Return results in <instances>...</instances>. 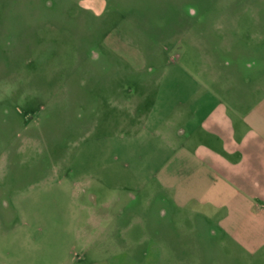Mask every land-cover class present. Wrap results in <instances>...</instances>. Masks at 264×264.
<instances>
[{"label":"rangeland","instance_id":"1","mask_svg":"<svg viewBox=\"0 0 264 264\" xmlns=\"http://www.w3.org/2000/svg\"><path fill=\"white\" fill-rule=\"evenodd\" d=\"M259 80L264 0H0V264H264L160 181L163 116Z\"/></svg>","mask_w":264,"mask_h":264},{"label":"crops","instance_id":"2","mask_svg":"<svg viewBox=\"0 0 264 264\" xmlns=\"http://www.w3.org/2000/svg\"><path fill=\"white\" fill-rule=\"evenodd\" d=\"M215 84L221 92L195 100L201 104L194 111L176 113L173 107L161 120L179 125L177 132L163 136L177 153L161 174L169 198L164 195L162 204L172 206V213L197 214V231L217 229L226 237V243L211 240V246L233 243L264 257V80L242 96L234 95L230 85ZM203 101L210 102L206 112ZM110 213L100 212L99 221L111 220L118 227L128 218L134 222L132 208Z\"/></svg>","mask_w":264,"mask_h":264},{"label":"clouds","instance_id":"3","mask_svg":"<svg viewBox=\"0 0 264 264\" xmlns=\"http://www.w3.org/2000/svg\"><path fill=\"white\" fill-rule=\"evenodd\" d=\"M189 11L192 12V11H194V9H190Z\"/></svg>","mask_w":264,"mask_h":264}]
</instances>
